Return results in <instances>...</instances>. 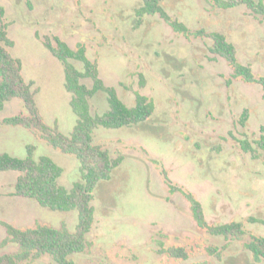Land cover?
<instances>
[{
  "label": "rangeland",
  "instance_id": "obj_1",
  "mask_svg": "<svg viewBox=\"0 0 264 264\" xmlns=\"http://www.w3.org/2000/svg\"><path fill=\"white\" fill-rule=\"evenodd\" d=\"M163 5L192 31L224 34L235 45L239 62L256 77L264 76V21L246 6L221 9L210 0H163ZM140 6L139 0H0L15 42L10 52L22 62L25 80L34 83L47 124H58L68 135L77 117L63 65L43 44L46 36H57L72 49L85 45L105 85L115 88L127 106H135L137 93L155 104L145 123L95 131L94 144L124 161L110 181L98 185L89 246L71 258L74 264H264L255 262L244 246L252 236L264 237V225L251 222L264 219V151L253 155L240 143L261 135L263 89L232 80L233 69L212 52L207 36L176 33L159 15L147 16L136 28ZM73 64L83 71L82 63ZM83 83L92 86L89 79ZM108 109L106 94L91 100L93 115ZM246 110L249 118L243 125ZM27 114L20 99L0 111V155L24 158L27 147L34 146L37 157L49 156L63 168L59 183L72 189L81 180L75 156L53 148L36 130L4 123ZM165 173L174 186L201 202L210 225L241 222L245 238L228 242L200 228L190 202L182 192H171ZM19 176L0 173V222L21 230L48 226L76 231L77 212L52 211L15 196ZM7 239L0 224V256L19 249ZM172 247L183 248L188 259L160 252ZM210 247L222 250L221 258L211 255ZM23 264L57 263L44 256Z\"/></svg>",
  "mask_w": 264,
  "mask_h": 264
},
{
  "label": "trees",
  "instance_id": "obj_2",
  "mask_svg": "<svg viewBox=\"0 0 264 264\" xmlns=\"http://www.w3.org/2000/svg\"><path fill=\"white\" fill-rule=\"evenodd\" d=\"M139 1L141 6L136 9V28L144 23L147 16L159 15L176 33L186 37H209L213 41L212 52L224 58L233 69L232 80L242 79L246 83L260 85L264 97V76L256 77L250 66L239 62L235 45L230 43L224 34L190 30L186 24L167 13L163 0ZM210 1L221 9L246 6L264 21V0ZM4 16L5 9L0 7V111L5 108L6 103L20 99L28 113L25 116L9 117L4 123L36 130L53 148L75 156L80 164L81 180L74 183L70 190L62 186L59 181L64 173L63 168L49 156L37 157L34 146L27 147V156L24 158L10 153L0 155V173H20L15 186V196L35 200L43 208L52 211L77 212L78 215L75 232L67 228L55 229L48 226L21 230L6 222H0L7 230L6 242H13L19 247L14 254L0 256V264L29 263L44 256H50L57 264H74L71 257L84 253L89 246L87 236L95 222V208L92 205L95 191L101 182L112 179L114 171L124 161L123 156L113 159L108 151L94 144L95 131L100 127L121 129L145 123L153 116L155 104L147 96L137 93L135 106H127L115 88L105 85L100 77L98 64L88 58L85 45L79 44L76 49H72L59 37L46 36L43 44L63 65L65 88L72 96L70 107L77 117L73 130L68 135L64 134L58 124L49 125L45 122L37 104V92L33 90L34 83L25 80L22 62L10 52V49L15 47V42L9 37ZM73 61L82 63L83 71H80ZM84 79H89L92 86L83 83ZM232 80L228 81L229 85ZM100 93L107 95L109 109L103 114L93 115L91 100ZM248 118L249 112L246 110L241 117V124L245 125ZM240 143L242 150L247 153L255 155L257 150L264 151V126L261 128L259 139L250 141L244 138ZM165 177L171 192H182L190 202L192 215L200 228L212 236L223 237L228 242L245 238L247 231L241 222L210 225L201 202L192 193L174 186L166 173ZM251 222L264 225V219L252 218ZM244 246L253 254L255 262H264V237L252 236ZM208 251L218 258L222 256V250L218 248L210 247ZM160 252L176 259L186 260L189 257L183 248L172 247Z\"/></svg>",
  "mask_w": 264,
  "mask_h": 264
}]
</instances>
